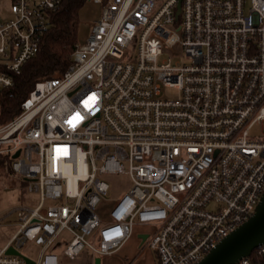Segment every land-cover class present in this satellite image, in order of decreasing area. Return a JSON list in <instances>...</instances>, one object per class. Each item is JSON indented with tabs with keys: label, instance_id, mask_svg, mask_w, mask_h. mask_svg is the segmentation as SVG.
<instances>
[{
	"label": "built area",
	"instance_id": "obj_1",
	"mask_svg": "<svg viewBox=\"0 0 264 264\" xmlns=\"http://www.w3.org/2000/svg\"><path fill=\"white\" fill-rule=\"evenodd\" d=\"M91 1L102 15L67 71L38 81L20 114L0 122V154L39 196L18 210L0 264H61L60 254L74 261L84 252L94 264L137 226L145 227L140 249L158 264H196L264 194V134H250L264 124V0ZM61 3L12 0L11 17L0 16V92L38 54ZM165 88L180 95L163 96ZM119 173L133 185L104 221L96 213L110 190L103 176ZM64 232L71 240L60 253ZM30 244L37 255L23 251ZM238 264H264V244Z\"/></svg>",
	"mask_w": 264,
	"mask_h": 264
},
{
	"label": "rangeland",
	"instance_id": "obj_2",
	"mask_svg": "<svg viewBox=\"0 0 264 264\" xmlns=\"http://www.w3.org/2000/svg\"><path fill=\"white\" fill-rule=\"evenodd\" d=\"M12 0H0V16L3 19L11 17L10 8ZM103 11V4L87 1L80 10V20L78 26V41L85 42L90 34L92 26L96 20L100 18ZM178 56L182 55V51L177 48L173 51ZM169 57V54L163 58ZM182 62H189L186 58H178ZM162 58L160 59V61ZM180 92L175 88H165L163 96L168 98H177ZM251 137L259 139L264 134V124L257 123L250 132ZM103 179L109 184L110 190L107 198H103L96 207V213L104 221L110 219V211L115 203L122 198L132 187V180L128 174H106ZM39 201L37 194L30 193L24 188V183L19 177L15 176L11 167L8 171L6 168L0 169V248L10 241L12 236L17 232L20 224L18 209L25 206H36ZM52 204V203H48ZM71 240V235L64 232L59 238L57 243H62L58 250L65 248V243ZM25 253L30 255H37L39 248L33 244L27 245L24 250ZM61 255V264H92V257H87V252L82 254V257L74 261H64Z\"/></svg>",
	"mask_w": 264,
	"mask_h": 264
},
{
	"label": "trees",
	"instance_id": "obj_3",
	"mask_svg": "<svg viewBox=\"0 0 264 264\" xmlns=\"http://www.w3.org/2000/svg\"><path fill=\"white\" fill-rule=\"evenodd\" d=\"M89 0H62L52 13L38 54L16 76L14 86L0 92V122L6 124L21 112L22 102L40 80L62 77L72 63L78 41L80 10ZM12 158L0 154V169L11 167Z\"/></svg>",
	"mask_w": 264,
	"mask_h": 264
},
{
	"label": "water",
	"instance_id": "obj_4",
	"mask_svg": "<svg viewBox=\"0 0 264 264\" xmlns=\"http://www.w3.org/2000/svg\"><path fill=\"white\" fill-rule=\"evenodd\" d=\"M180 14V7L177 17ZM20 150L13 156L17 158ZM147 238L142 236L143 241ZM264 244V194L254 215L239 228L222 239L200 262L196 264H238L248 257L259 246ZM7 254L20 255V252L10 247ZM95 264H102L101 258H96Z\"/></svg>",
	"mask_w": 264,
	"mask_h": 264
},
{
	"label": "crops",
	"instance_id": "obj_5",
	"mask_svg": "<svg viewBox=\"0 0 264 264\" xmlns=\"http://www.w3.org/2000/svg\"><path fill=\"white\" fill-rule=\"evenodd\" d=\"M6 169L9 171L10 167L8 166L6 167ZM15 176L19 177V179L22 180V182L24 183V188H26L25 181L20 176L16 174ZM144 228L145 227L137 226L135 228L133 237L117 253L111 256H105L101 258L102 264H125L127 260L133 258H135V264H158L156 254L154 252L148 249H140L139 234ZM8 242L0 248V251L8 244ZM59 252L61 253L62 251L59 250ZM87 254V257H89L90 253L87 252Z\"/></svg>",
	"mask_w": 264,
	"mask_h": 264
},
{
	"label": "snow or ice",
	"instance_id": "obj_6",
	"mask_svg": "<svg viewBox=\"0 0 264 264\" xmlns=\"http://www.w3.org/2000/svg\"><path fill=\"white\" fill-rule=\"evenodd\" d=\"M94 100V97H90L88 100H85L84 103V107L85 108H90L91 104L89 101ZM83 119V117L80 115L79 112L75 113V115H73L68 121L67 123L70 124L73 128L76 126L77 123H79L81 120ZM118 234V233H117Z\"/></svg>",
	"mask_w": 264,
	"mask_h": 264
}]
</instances>
